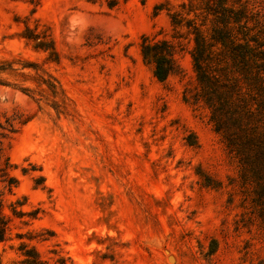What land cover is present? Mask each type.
<instances>
[{
	"label": "rangeland",
	"instance_id": "obj_1",
	"mask_svg": "<svg viewBox=\"0 0 264 264\" xmlns=\"http://www.w3.org/2000/svg\"><path fill=\"white\" fill-rule=\"evenodd\" d=\"M203 1L0 0V264H264V210L195 100Z\"/></svg>",
	"mask_w": 264,
	"mask_h": 264
},
{
	"label": "trees",
	"instance_id": "obj_2",
	"mask_svg": "<svg viewBox=\"0 0 264 264\" xmlns=\"http://www.w3.org/2000/svg\"><path fill=\"white\" fill-rule=\"evenodd\" d=\"M232 2L238 7L228 5L227 0L203 1L204 19L210 18L207 35L191 20L185 22L193 35L190 55L198 82L195 100L207 108L214 131L238 159L242 183L253 185L255 200L264 210V20L249 14L239 0ZM189 7L191 12L197 10L193 4ZM181 21L176 15L171 17L173 25ZM140 52L159 82L177 73L169 41L143 37ZM0 172L5 176V168ZM6 228L7 219L0 206V242ZM32 253L33 260L26 262L41 264Z\"/></svg>",
	"mask_w": 264,
	"mask_h": 264
}]
</instances>
